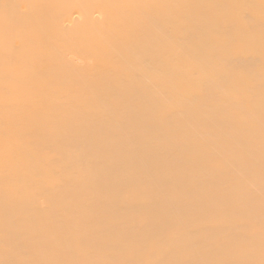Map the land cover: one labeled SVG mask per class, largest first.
Masks as SVG:
<instances>
[{
	"label": "bare ground",
	"instance_id": "obj_1",
	"mask_svg": "<svg viewBox=\"0 0 264 264\" xmlns=\"http://www.w3.org/2000/svg\"><path fill=\"white\" fill-rule=\"evenodd\" d=\"M0 264H264V0H0Z\"/></svg>",
	"mask_w": 264,
	"mask_h": 264
}]
</instances>
